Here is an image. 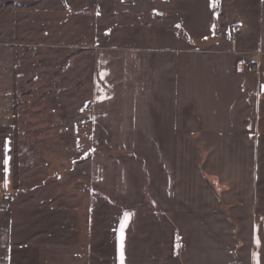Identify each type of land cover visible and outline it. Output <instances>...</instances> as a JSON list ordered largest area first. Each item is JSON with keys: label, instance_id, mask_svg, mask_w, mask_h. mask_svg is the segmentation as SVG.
Wrapping results in <instances>:
<instances>
[{"label": "crops", "instance_id": "0c3cea01", "mask_svg": "<svg viewBox=\"0 0 264 264\" xmlns=\"http://www.w3.org/2000/svg\"><path fill=\"white\" fill-rule=\"evenodd\" d=\"M255 45L97 53L87 157L93 193L120 210L114 264L121 229L123 264H264V0ZM16 59L0 43V126L15 121Z\"/></svg>", "mask_w": 264, "mask_h": 264}, {"label": "rangeland", "instance_id": "374dc122", "mask_svg": "<svg viewBox=\"0 0 264 264\" xmlns=\"http://www.w3.org/2000/svg\"><path fill=\"white\" fill-rule=\"evenodd\" d=\"M257 9L258 0H0V43L17 56L15 121L0 126V264H114L120 210L93 193L87 157L97 53L244 54L256 46ZM248 59L244 70L257 73Z\"/></svg>", "mask_w": 264, "mask_h": 264}, {"label": "snow or ice", "instance_id": "6c2138e0", "mask_svg": "<svg viewBox=\"0 0 264 264\" xmlns=\"http://www.w3.org/2000/svg\"><path fill=\"white\" fill-rule=\"evenodd\" d=\"M213 5L215 6V0H213ZM10 151V148L8 147V143L6 142L5 145V160H4V164H5V171H8V164L10 161V156L7 155V153ZM5 187H7V183H5ZM127 219V217H126ZM123 229H121V234H120V250H121V254H120V259H121V264H123ZM260 241L259 239L257 240V244L259 245Z\"/></svg>", "mask_w": 264, "mask_h": 264}, {"label": "built area", "instance_id": "2783aa9c", "mask_svg": "<svg viewBox=\"0 0 264 264\" xmlns=\"http://www.w3.org/2000/svg\"><path fill=\"white\" fill-rule=\"evenodd\" d=\"M245 65H246L247 67H249L248 64H246L245 62H243V67H244ZM91 108H92V107L89 105V106L87 107L86 111H87V112H90V111H91Z\"/></svg>", "mask_w": 264, "mask_h": 264}]
</instances>
